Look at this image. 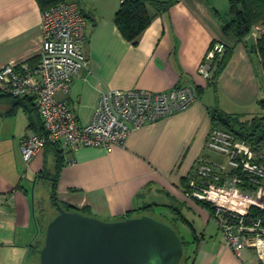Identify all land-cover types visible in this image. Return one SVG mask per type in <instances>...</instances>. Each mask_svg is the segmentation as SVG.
<instances>
[{"label": "crops", "instance_id": "1", "mask_svg": "<svg viewBox=\"0 0 264 264\" xmlns=\"http://www.w3.org/2000/svg\"><path fill=\"white\" fill-rule=\"evenodd\" d=\"M67 1L79 4L88 23L81 48L89 67L75 74L69 93L81 123L90 120L99 93L107 88L157 92L188 85L198 98L131 129L122 145L70 151L47 143L26 163L21 139L30 129L41 130L36 101L5 96L0 90V264H27L39 236L37 189L48 188L50 196L53 186L47 177L56 171L57 199L101 219L135 215L144 206L161 209L171 219L172 211L164 207L185 208L188 218L183 214V223L190 225L192 240L185 244L181 264H260L253 249L236 255L209 212L184 195L199 157L222 158L206 148L214 123L210 110L241 118L260 112L264 74L244 42L222 31L214 13L225 11L227 0H178L154 15L135 42L125 39L114 22L120 0ZM41 41L37 0H0V67L35 66ZM215 41L231 52L213 84L197 68Z\"/></svg>", "mask_w": 264, "mask_h": 264}, {"label": "built area", "instance_id": "2", "mask_svg": "<svg viewBox=\"0 0 264 264\" xmlns=\"http://www.w3.org/2000/svg\"><path fill=\"white\" fill-rule=\"evenodd\" d=\"M87 26L76 1H58L42 11L39 62L31 67L23 63L0 67V90L14 97H33L44 128V134L28 130L22 137L20 151L26 163L46 141L70 151L122 145L131 129L175 113L198 98L188 85L157 92L107 88L99 93L90 120L81 123L69 93L75 74L89 67L81 48ZM224 49L222 42L211 43L197 73L211 79L214 60ZM206 148L222 158L199 157L184 195L208 205L205 209L236 255L250 248L264 264V149L221 127L211 128Z\"/></svg>", "mask_w": 264, "mask_h": 264}, {"label": "water", "instance_id": "3", "mask_svg": "<svg viewBox=\"0 0 264 264\" xmlns=\"http://www.w3.org/2000/svg\"><path fill=\"white\" fill-rule=\"evenodd\" d=\"M39 249V264H181L182 236L151 215L101 219L56 203Z\"/></svg>", "mask_w": 264, "mask_h": 264}, {"label": "trees", "instance_id": "4", "mask_svg": "<svg viewBox=\"0 0 264 264\" xmlns=\"http://www.w3.org/2000/svg\"><path fill=\"white\" fill-rule=\"evenodd\" d=\"M58 1L61 0H37V3L43 11L45 8ZM177 1L178 0H120L119 7L116 10L113 19L121 35L129 41L135 42L138 35L148 26L154 15L168 11V9ZM227 3L228 6L225 11L219 12L217 10H214V13L220 23L222 31L225 34L232 35L237 41L244 42L248 53L256 63V68H258L259 66L261 68L262 74H264V28H262V31L258 33L254 38L251 37L247 39V36L249 35L253 27L258 28L260 24H264V0H227ZM151 8L153 9V12L150 11ZM230 52V49L226 48L223 51L222 55L218 59L216 58L214 60L212 68V77L211 79H209L210 83L213 82L214 84L215 79L226 64ZM2 94L12 98H19L14 97L8 93ZM197 94L199 93L197 92ZM26 97L28 98L31 96H23L22 98ZM257 104L260 108V112L258 114H254L249 118H241L239 115L237 116L226 114L217 108H212L210 110L212 120L214 121L212 128L221 127L230 130L234 132L238 137L249 141L255 147L264 149V85H262L261 94L257 100ZM32 131L40 135L44 134L42 121L41 130ZM47 143H54L58 145V147H60V145L54 141H46L45 145ZM57 164L59 163L57 162ZM56 176L57 171L55 175H53V177H50V175H48L47 177L49 178L53 186V189L50 190L51 202L55 206L58 202L59 205L66 210L80 211L77 209V207L63 203L57 199L54 189ZM191 176H189V178ZM198 204H200L204 208L209 209L208 205H206V203L204 202H198ZM164 208H170L173 214L170 219L172 222L170 221L167 223L173 226L172 223L174 219H180L183 222H186V219L184 218L183 214L177 208ZM149 209L150 207L144 206L140 209L134 210L133 214L139 215L140 213ZM183 243L185 248L186 242L184 241V239ZM42 244L43 240L41 239L40 241L37 238L36 242L33 245V249L40 248Z\"/></svg>", "mask_w": 264, "mask_h": 264}, {"label": "rangeland", "instance_id": "5", "mask_svg": "<svg viewBox=\"0 0 264 264\" xmlns=\"http://www.w3.org/2000/svg\"><path fill=\"white\" fill-rule=\"evenodd\" d=\"M262 28H264V24H260L258 28L253 27L251 32L247 36V39L251 37L253 38V36H251L253 32H255L256 35L260 33L262 31ZM257 109L259 110V108L256 107L254 112L258 111ZM83 119H85V117ZM37 190H38L37 191L38 199H37V207H36V216L38 218V222L40 226V233H39L38 240L41 241V239L43 240V237H44V232H45V227H46L47 222L51 220L57 214L58 210H57V207L51 202L48 188H45L44 186H40L39 189ZM181 212L182 214H184V216L188 218L187 216L188 211L185 208ZM146 213L151 214L165 222L171 221L170 215L165 214L164 211L161 209H156V210L154 208L149 209L146 211ZM211 223H215V221L212 219ZM172 224H174L173 226L176 228L180 236H182V238L186 242L185 244H190V241L192 240V234L190 232V229H191L190 225L188 223H183V221L182 220L180 221V219H174ZM40 248L33 249L27 261V264H39V249Z\"/></svg>", "mask_w": 264, "mask_h": 264}]
</instances>
